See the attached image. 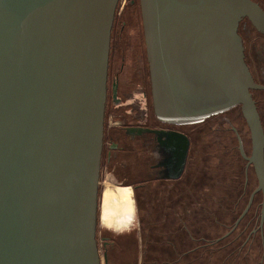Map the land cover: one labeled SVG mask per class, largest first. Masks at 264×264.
<instances>
[{"label": "water", "instance_id": "water-1", "mask_svg": "<svg viewBox=\"0 0 264 264\" xmlns=\"http://www.w3.org/2000/svg\"><path fill=\"white\" fill-rule=\"evenodd\" d=\"M118 2L0 0V264H100L99 178ZM138 3L158 120L194 124L241 106L255 192L264 196V134L249 93L264 88L251 79L237 33L247 19L264 34L263 11L251 0ZM178 136L168 133L174 148ZM187 146L184 139L169 177L180 175Z\"/></svg>", "mask_w": 264, "mask_h": 264}, {"label": "flooded vegetation", "instance_id": "flooded-vegetation-1", "mask_svg": "<svg viewBox=\"0 0 264 264\" xmlns=\"http://www.w3.org/2000/svg\"><path fill=\"white\" fill-rule=\"evenodd\" d=\"M126 1L129 5L134 4L133 0ZM251 1L264 13V0ZM114 28L115 19L110 35L101 167L104 164L110 168L119 183L124 178L120 174H131L130 170H134L131 174L134 181L127 187L133 194L136 222L133 218L129 226L120 231L108 227L99 231L104 264H111L107 257L109 238L122 236L134 227L138 242L136 264L211 263L219 259L216 257L212 261L209 255L214 252H225V262L229 259L232 263L230 259L235 252L243 255L240 256L242 262H247L254 249L262 253L263 259L264 196L262 191L255 192L258 180L248 161L251 156L250 132L247 127L242 135L229 122V119L245 121L241 106L194 124L174 125L159 121L153 108L143 33L138 58H126L129 49L122 40V28L115 35ZM237 33L251 79L264 88V34L247 19L241 20ZM126 59L133 65L136 61L138 75L135 76L133 71L123 82L121 74ZM249 93L264 134V89H250ZM160 133H166L167 137ZM168 133L179 135L175 148ZM184 139L188 146L180 175L169 177L177 172ZM211 206L214 209H209ZM147 207L151 213H163L171 219L167 257L159 259L153 255L157 239L152 242L150 251L142 246L140 218Z\"/></svg>", "mask_w": 264, "mask_h": 264}, {"label": "trees", "instance_id": "trees-1", "mask_svg": "<svg viewBox=\"0 0 264 264\" xmlns=\"http://www.w3.org/2000/svg\"><path fill=\"white\" fill-rule=\"evenodd\" d=\"M127 185L129 184H126V186ZM99 197H100V193H99ZM213 207L214 206H211L209 207V209ZM145 210L146 211L141 213V218H140L142 246L148 247L150 251L152 242L157 239V242H156L157 248L152 250V253H154L153 255L155 257H158L159 259H161L162 257H167L169 255L168 247L166 243L167 242V232L170 228L171 219L168 215H165L163 213L162 214L156 213V212L151 213L150 207L145 208ZM124 214H125V219L123 217ZM103 218H104L103 220L105 221V223L115 222L112 220L116 219L117 221L112 224L114 228L118 227L117 229L119 230L128 227L134 218L133 201L126 208L125 211H123L122 209H118L117 211L113 213L105 214ZM173 219H176V218L173 217ZM97 226H98V222H97ZM96 233H97V229H96ZM109 240H110V244L107 250V257H108V261L111 264H136V259L138 256V252H137L138 242H137V236H136L135 229L134 230L132 229V231L126 234H123L122 236H119V237H114V236L112 238L110 237ZM231 250L233 251V248L230 249V251ZM209 256L213 258L214 260L216 257H218L219 259L211 263L204 262V263H195V264H264V258L262 259L263 255L257 249H254V253L252 255H249L250 257L248 256L250 260H248L247 262H242L240 259V256H243V255L237 254L236 252L234 253V255L231 256L232 258L230 260H233L232 263L228 262L229 259L227 262L224 261V257L227 256L225 252L223 254L214 252Z\"/></svg>", "mask_w": 264, "mask_h": 264}, {"label": "rangeland", "instance_id": "rangeland-1", "mask_svg": "<svg viewBox=\"0 0 264 264\" xmlns=\"http://www.w3.org/2000/svg\"><path fill=\"white\" fill-rule=\"evenodd\" d=\"M133 1H134V4L129 5L128 3H126L127 2L126 0H119L116 13H115V18H114L115 28L113 30V33L115 35V33L118 32L120 28H122V32H121L122 40L124 43H126L125 48L129 49L126 58L133 57L136 59L138 58L139 51L142 49V26H141L139 6L136 0H133ZM136 70H137L136 61L133 65V63H131L130 61L126 59V63L123 67V72L121 74V80L124 82L125 77L127 75H128L127 79H129L132 72L133 71L136 72ZM134 74L135 76H137L138 72ZM229 120H230L229 122L234 126V128H236V130L240 134L243 135L247 131V127H246L244 120H241V119H229ZM130 171H131V174H133L134 170L131 169ZM116 174L119 175L118 172H116ZM131 174L125 173V172H123V174H120V176L124 177L122 180H120V183H121L120 184L119 181L115 180L114 177L112 176L110 172V168H107L103 164V166L100 168V178H99L100 198H101V193L104 190V186L106 187L107 185H110V186L114 185V186L124 187L126 186V184L133 183L134 176H132ZM112 221L116 222L117 220L113 219ZM115 222L105 223L104 220L102 221L101 216H100V220L98 221L96 239L98 240L97 244H98V253L100 257V264H104V262H103L101 243L99 239V231L104 230V228L106 229V227L113 228L115 230L120 231L119 229H117L118 227L114 228L112 223H115ZM133 222H136V216L134 217ZM134 229L135 227L133 228V230ZM212 261H214V259H212Z\"/></svg>", "mask_w": 264, "mask_h": 264}, {"label": "bare ground", "instance_id": "bare-ground-1", "mask_svg": "<svg viewBox=\"0 0 264 264\" xmlns=\"http://www.w3.org/2000/svg\"><path fill=\"white\" fill-rule=\"evenodd\" d=\"M132 195L130 187L107 185L101 193V207L104 210V215L113 213L108 209L114 208L117 203L120 204L119 209L127 208L133 201Z\"/></svg>", "mask_w": 264, "mask_h": 264}, {"label": "crops", "instance_id": "crops-1", "mask_svg": "<svg viewBox=\"0 0 264 264\" xmlns=\"http://www.w3.org/2000/svg\"><path fill=\"white\" fill-rule=\"evenodd\" d=\"M116 187H121V186H116ZM104 188H105V186H104ZM101 198H100V204H99V210H100V216L102 217V221H103V215H104V210L102 209V207H101ZM119 206H120V204H116L115 205V207L114 208H110V209H108V210H110V211H113V212H115V211H117V209H119ZM122 210L123 211H125L126 210V208L124 207V208H122ZM123 217H124V219H125V214L123 215Z\"/></svg>", "mask_w": 264, "mask_h": 264}]
</instances>
